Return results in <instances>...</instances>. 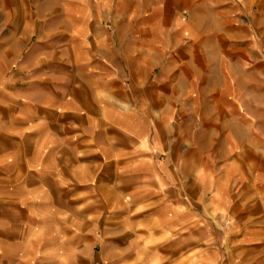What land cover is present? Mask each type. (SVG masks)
Segmentation results:
<instances>
[{"label":"crops","instance_id":"1","mask_svg":"<svg viewBox=\"0 0 264 264\" xmlns=\"http://www.w3.org/2000/svg\"><path fill=\"white\" fill-rule=\"evenodd\" d=\"M0 7V264H264V0Z\"/></svg>","mask_w":264,"mask_h":264},{"label":"rangeland","instance_id":"2","mask_svg":"<svg viewBox=\"0 0 264 264\" xmlns=\"http://www.w3.org/2000/svg\"><path fill=\"white\" fill-rule=\"evenodd\" d=\"M4 7H0V9H3ZM28 9H29V11L31 12V11H34V10H36L37 9V3L36 2H33V1H30L29 2V6H28ZM3 22V21H2ZM3 31V30H2ZM226 44H224V42H221V50H220V53H221V60H222V62H223V60H226V59H228V57H229V54H231V53H234V51L233 50H230L229 48H224V46H225ZM3 56V51L1 50L0 51V58ZM1 68V67H0ZM210 67H209V65H207L206 64V67H205V69H206V73H207V71H208V69H209ZM214 68V67H213ZM230 67H228V65L226 64V65H224V64H222V66H221V73L223 74V72H225V73H228L229 72V69ZM238 68H239V66H238ZM222 85H223V83H222Z\"/></svg>","mask_w":264,"mask_h":264}]
</instances>
